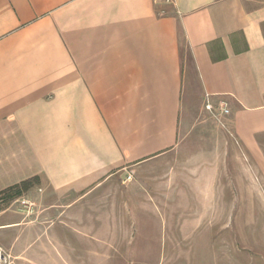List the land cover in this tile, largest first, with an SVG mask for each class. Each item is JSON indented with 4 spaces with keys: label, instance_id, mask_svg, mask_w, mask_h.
<instances>
[{
    "label": "crops",
    "instance_id": "1",
    "mask_svg": "<svg viewBox=\"0 0 264 264\" xmlns=\"http://www.w3.org/2000/svg\"><path fill=\"white\" fill-rule=\"evenodd\" d=\"M199 111L260 152L264 0H0V192L39 177L86 200L190 152ZM183 175L168 199L190 210Z\"/></svg>",
    "mask_w": 264,
    "mask_h": 264
},
{
    "label": "rangeland",
    "instance_id": "2",
    "mask_svg": "<svg viewBox=\"0 0 264 264\" xmlns=\"http://www.w3.org/2000/svg\"><path fill=\"white\" fill-rule=\"evenodd\" d=\"M188 127L182 144L191 151L178 159L187 157L189 170L175 156L82 201L57 198L43 182L21 197L1 196L8 264H264V138L250 155L203 111ZM173 169L196 184L190 210L168 199ZM11 224L19 227L3 230Z\"/></svg>",
    "mask_w": 264,
    "mask_h": 264
},
{
    "label": "trees",
    "instance_id": "3",
    "mask_svg": "<svg viewBox=\"0 0 264 264\" xmlns=\"http://www.w3.org/2000/svg\"><path fill=\"white\" fill-rule=\"evenodd\" d=\"M39 177H34L29 180L23 181L15 186H12L2 192H0L1 196H7L8 198H16L22 196L24 193H27L33 187L38 186Z\"/></svg>",
    "mask_w": 264,
    "mask_h": 264
},
{
    "label": "built area",
    "instance_id": "4",
    "mask_svg": "<svg viewBox=\"0 0 264 264\" xmlns=\"http://www.w3.org/2000/svg\"><path fill=\"white\" fill-rule=\"evenodd\" d=\"M165 4H170L172 2V0H163ZM205 109L208 111L212 110L211 105L207 104L205 106ZM222 113L226 114L227 111L226 110H222ZM132 180V177L130 175H127L124 179V182H130ZM9 257L4 256L2 250L0 249V264H8V260Z\"/></svg>",
    "mask_w": 264,
    "mask_h": 264
}]
</instances>
